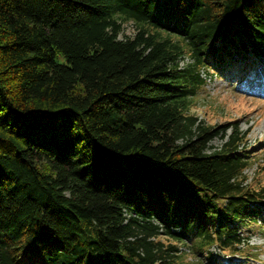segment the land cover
<instances>
[{"label": "trees", "instance_id": "1", "mask_svg": "<svg viewBox=\"0 0 264 264\" xmlns=\"http://www.w3.org/2000/svg\"><path fill=\"white\" fill-rule=\"evenodd\" d=\"M263 59L264 0H0V264H254V154L192 109Z\"/></svg>", "mask_w": 264, "mask_h": 264}, {"label": "rangeland", "instance_id": "2", "mask_svg": "<svg viewBox=\"0 0 264 264\" xmlns=\"http://www.w3.org/2000/svg\"><path fill=\"white\" fill-rule=\"evenodd\" d=\"M135 29L132 21L123 22L120 37L132 35ZM247 75L248 78L240 82L234 72L223 76L217 71L209 70L205 89L201 90L197 106L192 110L208 124L235 123L238 129L245 132L244 144L251 150L250 154L254 155L243 171L244 184L258 189L264 186V59ZM229 132L228 128L226 133ZM223 141L217 136L210 144L220 146ZM259 229L253 227L249 238V251L256 255L255 261L251 259L254 264H264V229ZM180 249L188 251L184 246H180ZM186 259L192 260L193 257L187 255Z\"/></svg>", "mask_w": 264, "mask_h": 264}]
</instances>
